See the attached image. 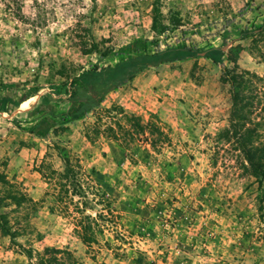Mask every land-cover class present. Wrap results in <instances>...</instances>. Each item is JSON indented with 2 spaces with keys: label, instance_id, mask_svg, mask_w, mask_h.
<instances>
[{
  "label": "rangeland",
  "instance_id": "374dc122",
  "mask_svg": "<svg viewBox=\"0 0 264 264\" xmlns=\"http://www.w3.org/2000/svg\"><path fill=\"white\" fill-rule=\"evenodd\" d=\"M263 17L264 0H0V264L45 247L85 264H264V30L237 36ZM182 30L222 63L147 68L71 114L83 71Z\"/></svg>",
  "mask_w": 264,
  "mask_h": 264
},
{
  "label": "trees",
  "instance_id": "16d2710c",
  "mask_svg": "<svg viewBox=\"0 0 264 264\" xmlns=\"http://www.w3.org/2000/svg\"><path fill=\"white\" fill-rule=\"evenodd\" d=\"M153 30L159 31L156 22H153ZM172 23L176 28L178 23L173 17ZM255 30H264V17L258 27L254 29H241L238 32L239 39L253 35ZM182 35L189 32L188 37L176 38L173 45L160 47L158 39L152 40L155 45L154 49H149L147 39L137 38L124 46V50L128 55L122 57L114 64L94 65L82 73L81 79L68 93L65 99L68 103L77 105V108L71 114L79 118L81 115L92 111L97 107L104 98L113 90L125 85L132 80L139 72L149 67H156L166 63H172L188 58L202 56L221 64L223 51L221 46H210L206 48H198L194 41L189 38L192 34L199 33L198 30H182ZM157 37L156 35H154ZM66 88L57 91L58 94H66ZM27 95L21 100H25L21 104L27 102ZM50 100L63 101L60 99H52L48 94L42 96V102L47 103ZM67 162V161H66ZM30 256L31 253L29 254ZM37 264H85L77 259L68 248L45 247L43 252L36 251Z\"/></svg>",
  "mask_w": 264,
  "mask_h": 264
},
{
  "label": "crops",
  "instance_id": "0c3cea01",
  "mask_svg": "<svg viewBox=\"0 0 264 264\" xmlns=\"http://www.w3.org/2000/svg\"><path fill=\"white\" fill-rule=\"evenodd\" d=\"M150 68V67H149ZM145 70H147V68L146 69H144L143 71H141V72H139L132 80H130L129 82H127L125 85H123V86H121V87H119V88H117V89H115V90H113V91H117V90H120V89H122L123 87H128L127 89H133L129 84L130 83H133V82H135V80L141 75V74H143V72H145ZM113 91H111V92H113Z\"/></svg>",
  "mask_w": 264,
  "mask_h": 264
}]
</instances>
